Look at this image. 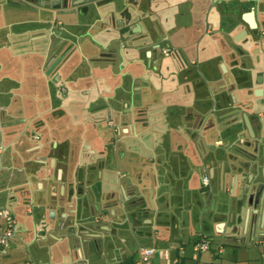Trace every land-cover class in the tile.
I'll return each mask as SVG.
<instances>
[{
  "label": "crops",
  "instance_id": "0c3cea01",
  "mask_svg": "<svg viewBox=\"0 0 264 264\" xmlns=\"http://www.w3.org/2000/svg\"><path fill=\"white\" fill-rule=\"evenodd\" d=\"M203 3L226 56L241 48L262 58L264 41L252 37L264 32V0ZM3 9L0 207L13 212L17 235L0 264H135L140 247L155 249L154 264H264V64H246L239 81L202 83L177 65L161 79L145 75L159 64L130 43L146 19L132 16L135 35L119 49L108 45L115 35L97 49V32L52 30L47 13ZM110 11L104 4L100 19ZM171 27L185 49L190 26L184 47V28ZM222 89L229 100L211 107ZM202 237L210 248L195 261Z\"/></svg>",
  "mask_w": 264,
  "mask_h": 264
},
{
  "label": "flooded vegetation",
  "instance_id": "af4514ba",
  "mask_svg": "<svg viewBox=\"0 0 264 264\" xmlns=\"http://www.w3.org/2000/svg\"><path fill=\"white\" fill-rule=\"evenodd\" d=\"M113 1L120 3V8L115 10L113 13H109L108 20L100 19L98 9L104 4H111ZM141 2L142 0H1L0 5L4 3H12L19 6H26L32 10L42 9L46 11L45 13H47L49 17H51L49 23L53 27L52 30H54L55 24L59 25L58 29L75 27V29L83 33L82 36H84L88 31L108 32V29H106L108 27L107 21H110L111 23L116 21L117 29L120 31L126 30L132 19L129 6L137 7L139 4H141ZM201 5L202 12H200L201 10H199L198 6L194 7L193 4L188 7L187 11L189 13V17L192 19V23L190 25L192 34L186 40L187 45L185 46V49L177 48L174 45L162 46L160 42L156 43L153 53H161L162 55L169 57L173 63L170 67V71L165 70L161 64L158 65L157 72L160 75L159 78L166 79L167 77H162V73L166 71V75L167 73L170 74V77L168 78L176 77L177 73L174 72L172 67L174 65L182 67L181 64L185 63L186 67L184 69L189 72L186 74V76L195 79H202V83H209V81L212 83L214 79L229 81L230 78L239 81L246 78V75L242 74L240 71V69H242L246 64H264V55L261 58L258 53H255V51L245 53L241 48H235L234 52L229 54L233 61L231 64H227L224 48L219 46L220 41H222L224 38L222 28H219L218 30H210L211 24L206 13L207 11H205V3H202ZM58 15H62L66 18L59 20ZM115 16L117 17L115 18ZM72 18L76 20V23L74 20H72ZM253 18L254 15L253 17L248 14L246 15L245 20L249 23L248 25H250L252 22L251 19ZM219 25L222 26V22L219 21ZM83 27L86 28L82 32ZM255 29H258V26ZM166 30V27L161 28V32L164 31L165 33ZM254 36L255 37L252 38H256L255 41L257 43L264 41V32H256ZM163 39L166 40L167 36L163 35ZM240 39L241 42L245 43L249 38H247V36L243 37V35H241ZM209 42H211L213 45L212 48L207 46ZM50 44H53V41H50ZM247 54L250 60L248 62H243L245 55L247 56ZM103 57H101L100 60H104L105 58ZM107 59L109 58H106L105 60ZM216 69L218 70L217 77L211 73V70ZM181 76L183 77L182 74ZM60 86L61 85H59L57 88L58 91L60 93H64L65 88ZM224 92L225 89H222L220 97L217 98V100L209 101L208 104L212 107L214 104L213 102H215L219 108L221 106L219 101L222 102L224 100H229L228 94L230 92ZM62 97L63 95H61V99H63ZM210 110L212 114L215 111V109L212 108ZM56 115H59L58 119H61L63 116L61 112H56L54 115L49 117V120L53 122ZM106 126L107 128H113L112 121L109 120ZM119 132V135H121L122 132Z\"/></svg>",
  "mask_w": 264,
  "mask_h": 264
},
{
  "label": "rangeland",
  "instance_id": "374dc122",
  "mask_svg": "<svg viewBox=\"0 0 264 264\" xmlns=\"http://www.w3.org/2000/svg\"><path fill=\"white\" fill-rule=\"evenodd\" d=\"M204 0H142L141 4H139L137 7L134 6H129V11L131 12V15L136 18V19H146V23H147V27L144 31H142L141 34L138 35V37L136 36V38L133 39V41L130 43L132 45H135V48H139V51H141V54H144L145 56V52L149 51L152 58L155 59V61L158 62V64H161L162 67L165 68V70L170 71V67L173 64L171 62V59H169V57H166L165 55H162L161 53H153V48L149 47L150 45L156 44L158 42L161 43L162 46H172L174 44H172L171 40V36L173 34V27L169 28V25L172 23L176 25H178L180 28H184L183 31L179 34L178 38H180V41H182L181 44H183V47L185 46V29L187 28V26L191 25L192 23V19L189 17V13H188V7L190 5H194L199 7V10H201L200 12H202V3ZM112 11H110L109 13H113L115 10L120 8V3H118L117 1H113L112 3ZM101 8V7H100ZM7 12V10H2L0 13V16H2L1 14H5ZM39 13V12H46L42 9H28V13ZM93 13V12H92ZM73 15V14H72ZM62 16V15H60ZM64 17V16H62ZM117 16H115L116 18ZM175 17V19H174ZM65 19V18H64ZM174 20V21H173ZM136 23V22H135ZM134 22L130 23L128 25V28L124 31H120L119 29L116 28L117 22H110L107 21V28L108 32H104V31H96L99 36V42L95 43V44H91L92 46H94V48H101L99 47L100 45L103 46L102 44H105L106 41L108 39H110L111 37H113L112 35H115V41H112V38L108 41V45H112L114 44V48L113 49H119V44L116 42H120L121 41H126L128 42V40L132 39L131 35H135L134 33H132V27L133 24L135 25ZM57 24H55L54 29H58ZM162 27H166V31L164 33V31L161 32V28ZM86 27H83V30H85ZM111 28V29H110ZM53 29V27L51 28ZM90 30V29H89ZM163 35L167 36V39L164 40L163 39ZM84 37V36H83ZM173 37V36H172ZM160 39V41H159ZM52 41V40H50ZM124 44V43H122ZM89 45V44H88ZM104 56V55H103ZM100 57H96L94 58V62L97 66H99V60ZM103 58H108L107 56H104ZM151 58V59H152ZM226 63L227 64H231L233 59L230 57V55L226 56ZM250 59L245 55L244 61L243 62H248ZM181 64V63H180ZM160 66V67H161ZM182 67L181 68V74L183 76H185L186 74H188L189 72H187L186 69H184L186 67V64H181ZM97 70V69H96ZM166 71V72H167ZM217 69L216 70H211V73L214 76H218L217 73ZM94 72V71H93ZM166 72L162 73V77H170V74ZM95 73H99V74H107V67L101 68L98 71H95ZM147 76H154V77H160V75L158 74L157 70L155 73H153L151 70L147 71V73L145 74ZM62 93V92H61ZM98 93V91H94V94ZM86 95V94H85ZM89 102H80L79 105L81 106H88ZM101 108H99L100 110L102 108L105 107V104H102V106H100ZM97 120H101L103 125H105L108 120L106 119V117H99L96 118ZM95 120V119H93ZM122 135V134H121Z\"/></svg>",
  "mask_w": 264,
  "mask_h": 264
},
{
  "label": "built area",
  "instance_id": "2783aa9c",
  "mask_svg": "<svg viewBox=\"0 0 264 264\" xmlns=\"http://www.w3.org/2000/svg\"><path fill=\"white\" fill-rule=\"evenodd\" d=\"M203 186H208L209 177L204 175L201 179ZM17 221L13 212L4 207H0V248L8 249L16 238ZM210 241L205 238L199 239L193 246V259L197 261L199 254L208 251ZM155 249L140 247L138 250V260L135 264H154ZM166 264H180L178 258H174ZM200 264V263H199Z\"/></svg>",
  "mask_w": 264,
  "mask_h": 264
},
{
  "label": "water",
  "instance_id": "95a60500",
  "mask_svg": "<svg viewBox=\"0 0 264 264\" xmlns=\"http://www.w3.org/2000/svg\"><path fill=\"white\" fill-rule=\"evenodd\" d=\"M112 42V41H111ZM104 56H106V55H104ZM262 191H263V187H261L260 188V190L258 191V197H260L261 196V194H262Z\"/></svg>",
  "mask_w": 264,
  "mask_h": 264
}]
</instances>
